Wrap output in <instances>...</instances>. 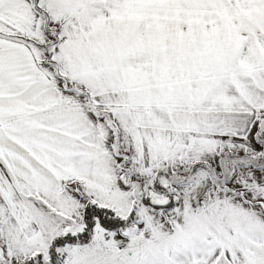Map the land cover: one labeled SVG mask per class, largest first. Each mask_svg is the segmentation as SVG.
Segmentation results:
<instances>
[{
  "label": "snow or ice",
  "instance_id": "snow-or-ice-1",
  "mask_svg": "<svg viewBox=\"0 0 264 264\" xmlns=\"http://www.w3.org/2000/svg\"><path fill=\"white\" fill-rule=\"evenodd\" d=\"M0 264H264V0H0Z\"/></svg>",
  "mask_w": 264,
  "mask_h": 264
}]
</instances>
